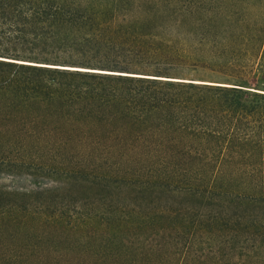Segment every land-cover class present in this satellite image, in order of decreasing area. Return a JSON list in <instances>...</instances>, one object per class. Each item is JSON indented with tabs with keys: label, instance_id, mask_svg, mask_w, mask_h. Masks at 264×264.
Segmentation results:
<instances>
[{
	"label": "rangeland",
	"instance_id": "374dc122",
	"mask_svg": "<svg viewBox=\"0 0 264 264\" xmlns=\"http://www.w3.org/2000/svg\"><path fill=\"white\" fill-rule=\"evenodd\" d=\"M171 4L199 14L150 47L0 48V264H264V201L184 172V151L147 130L162 120L132 101L145 77L264 94V0ZM239 158L255 165L235 174L256 175L238 181L264 192V151Z\"/></svg>",
	"mask_w": 264,
	"mask_h": 264
},
{
	"label": "trees",
	"instance_id": "16d2710c",
	"mask_svg": "<svg viewBox=\"0 0 264 264\" xmlns=\"http://www.w3.org/2000/svg\"><path fill=\"white\" fill-rule=\"evenodd\" d=\"M124 1L127 4L131 1L130 5L122 3ZM176 1L0 0V48L5 47L2 50L6 55L9 53L5 50H12L29 54L21 55L25 58L52 60L42 56L56 54L55 49L61 47L75 50L80 47L103 54L150 47L148 43L158 36L157 30L174 26L184 17L198 16L192 9L173 7L171 3ZM230 19L227 18V22ZM230 26H226V31ZM239 30V35L244 37L247 28L243 22ZM218 58L211 57L212 60ZM160 79L166 78L139 80L141 87L137 96L132 97L140 113L162 120L161 124L148 126V132L158 130L167 138L165 141L170 143L174 153L184 151V172L198 171L211 188L256 189L250 196L246 192L251 191L229 195L264 201L260 185L238 181L240 175H256L253 170L243 169L255 164L244 162L240 154L250 156L264 151V94L249 93L238 84L158 81ZM125 109L126 113L135 111L131 107ZM174 160L172 164H177L178 160ZM223 165H226L225 170ZM234 166H244L237 168L243 174H235Z\"/></svg>",
	"mask_w": 264,
	"mask_h": 264
},
{
	"label": "bare ground",
	"instance_id": "6f19581e",
	"mask_svg": "<svg viewBox=\"0 0 264 264\" xmlns=\"http://www.w3.org/2000/svg\"><path fill=\"white\" fill-rule=\"evenodd\" d=\"M104 72H106V71H104ZM115 74H118V73H115ZM174 80V79H173Z\"/></svg>",
	"mask_w": 264,
	"mask_h": 264
}]
</instances>
